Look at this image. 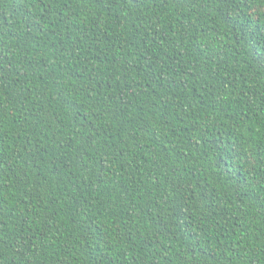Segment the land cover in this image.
<instances>
[{
  "label": "trees",
  "instance_id": "1",
  "mask_svg": "<svg viewBox=\"0 0 264 264\" xmlns=\"http://www.w3.org/2000/svg\"><path fill=\"white\" fill-rule=\"evenodd\" d=\"M264 0H0V264H264Z\"/></svg>",
  "mask_w": 264,
  "mask_h": 264
},
{
  "label": "snow or ice",
  "instance_id": "2",
  "mask_svg": "<svg viewBox=\"0 0 264 264\" xmlns=\"http://www.w3.org/2000/svg\"><path fill=\"white\" fill-rule=\"evenodd\" d=\"M261 62H264V57H261Z\"/></svg>",
  "mask_w": 264,
  "mask_h": 264
}]
</instances>
